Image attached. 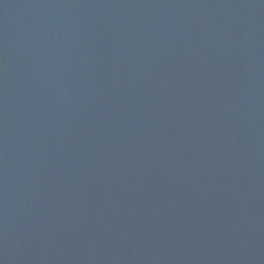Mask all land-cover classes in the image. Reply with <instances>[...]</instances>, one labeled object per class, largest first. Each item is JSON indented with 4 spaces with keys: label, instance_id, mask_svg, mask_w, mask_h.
Instances as JSON below:
<instances>
[{
    "label": "water",
    "instance_id": "obj_1",
    "mask_svg": "<svg viewBox=\"0 0 264 264\" xmlns=\"http://www.w3.org/2000/svg\"><path fill=\"white\" fill-rule=\"evenodd\" d=\"M0 264H264V0H0Z\"/></svg>",
    "mask_w": 264,
    "mask_h": 264
}]
</instances>
